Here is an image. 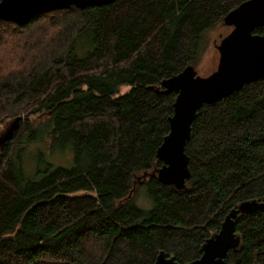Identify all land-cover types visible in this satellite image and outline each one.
Returning a JSON list of instances; mask_svg holds the SVG:
<instances>
[{"label": "trees", "instance_id": "trees-1", "mask_svg": "<svg viewBox=\"0 0 264 264\" xmlns=\"http://www.w3.org/2000/svg\"><path fill=\"white\" fill-rule=\"evenodd\" d=\"M242 1L115 0L0 19V46L9 31L25 42L15 60L0 52V67L14 65L0 72V124L19 119L0 147V264H150L160 251L184 264L232 207L264 203V78L199 107L183 189L150 175L176 96L161 80L198 63L202 34ZM40 130L63 151L45 163L37 149L45 167L25 179L20 154ZM141 185L148 210L128 196ZM234 221L240 243L225 263L264 264V205Z\"/></svg>", "mask_w": 264, "mask_h": 264}, {"label": "water", "instance_id": "water-1", "mask_svg": "<svg viewBox=\"0 0 264 264\" xmlns=\"http://www.w3.org/2000/svg\"><path fill=\"white\" fill-rule=\"evenodd\" d=\"M115 0H0V19L26 25L35 15L56 9L102 6ZM222 24L231 31L216 43L219 54L216 69L207 76L197 73L188 64L177 74L162 79V92L176 93L169 131L156 150L161 166L150 174L176 189H183L190 175L185 145L190 137L191 123L202 104H212L244 84L264 78V34L254 28L264 26V0H244L223 17ZM144 174L142 177H145ZM141 179V178H140ZM131 193L128 195L130 196ZM264 205L257 199H246L232 207L221 222L220 229L201 245L199 257L184 264H226L229 249H236L240 237L235 232L236 217ZM150 264H180L173 256L160 251Z\"/></svg>", "mask_w": 264, "mask_h": 264}, {"label": "rangeland", "instance_id": "rangeland-1", "mask_svg": "<svg viewBox=\"0 0 264 264\" xmlns=\"http://www.w3.org/2000/svg\"><path fill=\"white\" fill-rule=\"evenodd\" d=\"M232 29V26H226L224 24H221L218 26V28L213 30H208L202 34V39L199 41V46L197 49L196 57L198 59V63L195 65H192V67H195V70L199 75L207 76L210 73H212L216 69V64L218 63V57L219 54L217 53L216 49V43H218V38L220 36H224L228 34ZM52 31V29L49 30V32ZM9 36L5 38V42L0 46V52L3 54L6 49H10V53L12 57L8 60H15L14 59V52L12 49L13 43L17 41L24 42L23 36L19 34L18 32L9 31ZM218 40V41H217ZM81 41H78L77 44H75L76 47V53L81 54L85 47H81L80 44ZM191 65V64H190ZM14 66V65H10ZM10 66L0 67V72ZM129 89V86L119 85L116 88V91L114 92L113 96L121 95L125 92H127ZM19 119L18 117L13 118H7L0 124V147L2 143L5 141L7 137H9L16 129V125H18ZM37 138V143L30 144L27 148L23 149L20 154V164L22 165V170L24 173L25 179H32L34 175L38 173V165H42L43 168L45 167L44 164H39L40 158H38V151L37 149H44L47 148V143L44 140V133L42 130L39 131ZM47 151L43 153V158L41 160H44L45 163H54L55 159L59 156H61L62 149H51L47 148ZM133 203L138 206V208H142L144 210H148L152 208L153 202L149 198L147 189L144 185H141L139 187H136L133 192L130 195Z\"/></svg>", "mask_w": 264, "mask_h": 264}, {"label": "flooded vegetation", "instance_id": "flooded-vegetation-1", "mask_svg": "<svg viewBox=\"0 0 264 264\" xmlns=\"http://www.w3.org/2000/svg\"><path fill=\"white\" fill-rule=\"evenodd\" d=\"M221 38H222V36H220V38H218V40L220 41ZM218 40H217V41H218ZM219 41H218V42H219Z\"/></svg>", "mask_w": 264, "mask_h": 264}]
</instances>
